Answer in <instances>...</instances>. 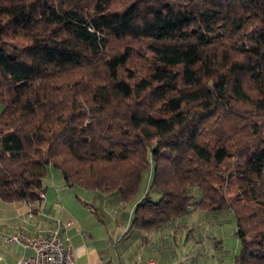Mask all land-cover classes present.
<instances>
[{
    "label": "trees",
    "instance_id": "trees-1",
    "mask_svg": "<svg viewBox=\"0 0 264 264\" xmlns=\"http://www.w3.org/2000/svg\"><path fill=\"white\" fill-rule=\"evenodd\" d=\"M0 198L47 167L126 201L131 226L231 209L264 264V0H0Z\"/></svg>",
    "mask_w": 264,
    "mask_h": 264
},
{
    "label": "crops",
    "instance_id": "crops-1",
    "mask_svg": "<svg viewBox=\"0 0 264 264\" xmlns=\"http://www.w3.org/2000/svg\"><path fill=\"white\" fill-rule=\"evenodd\" d=\"M53 183L58 185L56 192L44 190V197L37 206L25 200L4 201L0 198V264H17L19 259L33 253L29 247L7 242L5 236L18 230L45 234L57 226L69 237L76 264H140L152 256L158 263L167 264L157 257L156 251L146 252L147 230L131 226V209L127 213L114 208L89 209L83 205L84 198L65 189L71 184L65 181L66 185H63L59 178ZM87 192H84L86 197L94 194ZM202 212L195 210L187 216L194 214L198 221ZM67 221L71 223L66 225ZM167 236L176 246L175 235L167 232Z\"/></svg>",
    "mask_w": 264,
    "mask_h": 264
},
{
    "label": "rangeland",
    "instance_id": "rangeland-1",
    "mask_svg": "<svg viewBox=\"0 0 264 264\" xmlns=\"http://www.w3.org/2000/svg\"><path fill=\"white\" fill-rule=\"evenodd\" d=\"M152 174L153 162L149 159L148 165L142 171L136 193L126 201L121 200L118 194H102L97 190L84 189L75 184L65 189L71 191L73 195L77 194L80 199L84 198L83 205L89 209L114 208L120 209L121 213L123 211L127 213L131 209L134 213L136 203L145 194L149 195L152 202L160 197V192L151 186ZM58 178L63 185H66L60 170L49 165L44 179L45 192H56L58 185L54 184L53 180ZM85 191L94 194L86 197ZM202 213L198 221L195 220L194 214L178 216L169 221L165 228L147 231L146 252L156 251L157 257L167 264H234L233 259L239 252L241 243L236 235L233 212L231 209H223L219 212ZM167 232L175 235L177 247L172 245Z\"/></svg>",
    "mask_w": 264,
    "mask_h": 264
},
{
    "label": "built area",
    "instance_id": "built-area-1",
    "mask_svg": "<svg viewBox=\"0 0 264 264\" xmlns=\"http://www.w3.org/2000/svg\"><path fill=\"white\" fill-rule=\"evenodd\" d=\"M43 198L44 194L40 193ZM67 221L65 224L69 225ZM4 239L32 249L33 253L17 261V264H76L69 237L55 227L47 233L29 234L18 230ZM140 264H160L154 256Z\"/></svg>",
    "mask_w": 264,
    "mask_h": 264
},
{
    "label": "water",
    "instance_id": "water-1",
    "mask_svg": "<svg viewBox=\"0 0 264 264\" xmlns=\"http://www.w3.org/2000/svg\"><path fill=\"white\" fill-rule=\"evenodd\" d=\"M68 184H71L70 182H68Z\"/></svg>",
    "mask_w": 264,
    "mask_h": 264
}]
</instances>
